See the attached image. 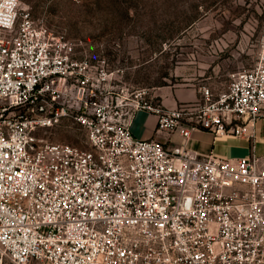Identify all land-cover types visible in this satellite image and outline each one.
I'll list each match as a JSON object with an SVG mask.
<instances>
[{
  "label": "built area",
  "instance_id": "built-area-1",
  "mask_svg": "<svg viewBox=\"0 0 264 264\" xmlns=\"http://www.w3.org/2000/svg\"><path fill=\"white\" fill-rule=\"evenodd\" d=\"M104 62L0 0V264H264V159L187 147L194 129L254 133L264 50L197 104L121 98ZM141 108L180 142L136 136ZM64 119L88 147L39 134Z\"/></svg>",
  "mask_w": 264,
  "mask_h": 264
},
{
  "label": "rangeland",
  "instance_id": "rangeland-1",
  "mask_svg": "<svg viewBox=\"0 0 264 264\" xmlns=\"http://www.w3.org/2000/svg\"><path fill=\"white\" fill-rule=\"evenodd\" d=\"M21 3L40 25L68 40L75 57L104 60L106 82L127 100L146 93L162 103L165 92L185 89L191 92L187 100L197 104L202 85L223 89L234 71L249 67L264 50V0ZM39 134L88 147L84 128L68 119Z\"/></svg>",
  "mask_w": 264,
  "mask_h": 264
},
{
  "label": "crops",
  "instance_id": "crops-1",
  "mask_svg": "<svg viewBox=\"0 0 264 264\" xmlns=\"http://www.w3.org/2000/svg\"><path fill=\"white\" fill-rule=\"evenodd\" d=\"M185 89H177L171 94L167 91L163 95L165 105H174L188 99ZM157 115L148 109L141 108L135 111L131 125L132 132L138 137H155L164 141L168 146L180 142L181 136L178 133H168L157 129ZM252 135L218 134L207 129H194L187 141V147L197 153L214 152L223 156H246L256 153L264 159V116L257 120Z\"/></svg>",
  "mask_w": 264,
  "mask_h": 264
}]
</instances>
